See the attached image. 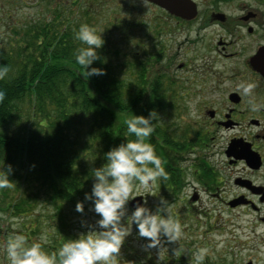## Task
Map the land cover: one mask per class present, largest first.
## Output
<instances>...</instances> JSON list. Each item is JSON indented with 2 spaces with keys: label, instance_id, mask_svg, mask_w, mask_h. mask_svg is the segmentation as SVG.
<instances>
[{
  "label": "trees",
  "instance_id": "trees-1",
  "mask_svg": "<svg viewBox=\"0 0 264 264\" xmlns=\"http://www.w3.org/2000/svg\"><path fill=\"white\" fill-rule=\"evenodd\" d=\"M87 6L77 14L72 5L53 6L55 11L45 21L31 26L17 60L13 51L8 57L0 55V65L8 67L0 79L4 93L0 99V161L12 166V187L0 189V211L14 206L27 216L34 202H50L55 208L52 227L57 235L50 244L42 243L46 252H54L65 238H73L69 234V210L83 199L85 191H90L92 169L105 162L103 153L134 139L114 107L119 112L143 115L149 109L157 111L159 118L147 139L168 172L166 180L159 178L161 191L174 199L186 185V149L177 146L181 142L162 126L167 110L174 106L169 97L172 91H162L158 84V13L149 21L132 16L126 22L128 29L152 27L154 34L126 52L120 42L102 36L104 43L97 50L101 59L93 65L105 72L86 78L72 53L80 43L74 39V29L81 23L95 24L97 18V12ZM18 192L22 197L19 205L18 199L12 202ZM37 230V224L30 225L25 235L30 237ZM134 259L135 264L144 260L139 254Z\"/></svg>",
  "mask_w": 264,
  "mask_h": 264
},
{
  "label": "flooded vegetation",
  "instance_id": "flooded-vegetation-1",
  "mask_svg": "<svg viewBox=\"0 0 264 264\" xmlns=\"http://www.w3.org/2000/svg\"><path fill=\"white\" fill-rule=\"evenodd\" d=\"M40 1L55 8H74L79 3ZM134 1L144 4V0ZM181 1L182 14L170 13L147 0L145 4L161 12L157 63L163 62L169 50L165 40H171L178 42L172 43V63L180 60L177 69L187 71L183 83L173 80V85L171 80L174 99H184L188 106L185 136L181 137L179 131L172 134L176 142H181L177 146L184 147L188 154L187 166L183 165L187 167L186 184L194 187V200L210 194L211 199L223 204L225 212L238 213L231 227L222 219L234 239L225 248H232L235 258L224 253L219 264H228L226 260L264 264V107L253 111L249 97L236 87L241 81L255 82L251 95L257 103L264 101V0ZM124 2L86 0L85 5L98 13L100 5L122 8ZM192 6L195 13L189 18L183 10ZM169 20L173 32L170 37L166 35ZM226 226L224 229H229Z\"/></svg>",
  "mask_w": 264,
  "mask_h": 264
},
{
  "label": "rangeland",
  "instance_id": "rangeland-1",
  "mask_svg": "<svg viewBox=\"0 0 264 264\" xmlns=\"http://www.w3.org/2000/svg\"><path fill=\"white\" fill-rule=\"evenodd\" d=\"M85 2L86 0H79V3L74 5L73 10L76 14L83 10ZM42 3L43 2L40 0H0L1 56L8 57L10 52L13 51V57H15L16 60L18 59L20 45L25 46L26 42L24 38L31 30V26L38 21H45L48 18L47 16L52 14L56 9H53V6L50 4L47 5ZM124 5L125 6L122 8H113V6L111 9H107L106 6L100 5L102 9L97 13L95 24L91 22L89 25L95 26L98 30H103L101 35L109 37L110 40H113L112 42H120L122 47L121 50L126 52L128 49L136 47L139 42L146 43L145 40H148L154 35L151 31L152 27L136 26L134 30H131L127 28L126 22L132 20V16H135L136 19H141V21L145 19L149 21L153 18L155 12L158 13V17L161 12L150 4H138L134 0H125ZM127 5L129 7H127ZM163 16L165 15L163 14ZM163 16L162 18H166ZM159 23L158 20L156 26H158ZM163 33L164 31L162 34ZM172 33L170 22L166 30V35L170 37ZM148 34L150 36H148ZM164 43L169 50H167L163 62L161 64H156V67L162 66L161 69L158 70V84L162 85V91L167 90V88L172 91L169 92V97L172 99L174 109L172 110V108L169 107L164 116L165 120L162 126L168 129L169 135L172 136L173 134L175 136L174 132L179 131L181 137H183L185 134L183 136L182 134L183 132L186 133L189 118L187 113L188 106L184 99H174L171 80L172 83L174 82L173 80L183 83L186 79L187 71L186 69H177V64H179L180 60L177 59L173 63L171 60L175 51L174 48H172V43L177 44L178 42L165 40ZM173 47H175V45ZM144 54L145 53H141V56L145 57ZM143 57L141 58L144 59ZM13 67L17 68V65H13ZM160 73H162L161 76H159ZM88 86L90 91L93 92V86L91 84ZM102 101L107 103L104 100ZM115 109L114 107L115 114L122 119H126L133 113L119 112ZM186 164L187 162L184 163L185 166H187ZM185 177V183H187L186 174ZM161 190H163V188L161 183H159L158 177L151 189V192L155 195L146 194L147 205L150 209H154L160 197H164L168 201L170 214L177 219L182 226L183 235L180 238L179 244L178 242H165V244L162 245L165 248L160 250V257L162 259H158V249L155 247L145 249L143 245L146 243V238L136 234L137 229L135 224H133L132 232L125 237L120 248V255L122 257L121 264H135L134 261L136 259L134 258L136 254H139L141 258L144 259H142V262L138 261L136 264H203L204 262L208 264H219L223 261L222 255L224 253H227V255L232 254V258H235V251L230 247L225 248V245L234 242L230 227L235 222L238 215L237 212L234 210H226L227 212H225L223 210V204L211 199L213 196L210 194H203L201 200H194L191 195L195 190L191 183L183 187L177 194L178 197H175L176 199L166 197ZM20 194L21 193L18 192L12 198V202L18 199L17 205H19L20 200H22ZM136 197H139V195ZM90 203V201L84 202V211L82 213L76 212L75 208L71 210L68 209L70 213L68 217L70 222L69 228H72L69 234L73 238H75L78 233L86 230V225L82 226L81 221L93 222L96 219V214L90 210ZM34 204V206L28 209L29 212H26L27 216L21 214L23 211H17L14 206H10L6 211H0V264H8L4 251L7 239L15 232H21L23 234L28 233L30 225L36 226L37 224L38 230L35 234L31 233L30 237L26 236L29 242L37 240L41 243L50 244L55 240L54 238L57 232L55 231L56 229L52 227L55 208L50 202L42 201L41 199L40 201L34 202ZM132 207H134V204H132L130 200L128 202L129 212L132 210ZM241 217L243 219L248 218L247 215H241ZM222 219L228 222V226L231 224L230 227L223 225ZM225 226L229 229H224ZM49 234L51 236H49ZM198 252L203 253V258L199 261L195 258ZM226 262L228 264H234V261L231 260H226Z\"/></svg>",
  "mask_w": 264,
  "mask_h": 264
},
{
  "label": "clouds",
  "instance_id": "clouds-1",
  "mask_svg": "<svg viewBox=\"0 0 264 264\" xmlns=\"http://www.w3.org/2000/svg\"><path fill=\"white\" fill-rule=\"evenodd\" d=\"M102 31L87 23H81L74 29V39L80 43L72 55L83 67V77L105 72L104 68L93 65V61L101 59L97 50L104 43ZM7 72L8 67L0 65V79ZM256 86L255 82L245 81L236 85L249 97L253 111L264 107V101L257 103L251 95ZM3 96V91H0V99ZM158 118L155 109H149L147 115L132 113L128 116L124 121L126 131L134 139H126L110 147L103 153L105 162L92 169L90 191H85L83 199L75 203V211L82 213L84 202L90 201V210L96 214L93 222L81 221L82 226L86 225L84 232L75 238H65L54 252H46L40 241L29 242L25 234L15 232L4 247L8 264H121L120 248L125 237L132 232L133 224L136 234L146 238L143 247L158 249V259H162L160 250L165 248L162 246L165 242L179 244L182 226L170 214L168 201L160 197L154 209H150L146 200V194L155 195L151 189L157 178H168L164 161L147 139L153 133ZM11 172V164L5 165L3 160L0 161V189L12 187L9 182ZM138 195L142 197L140 202L133 199ZM130 200L134 207L129 212ZM195 258L201 260L203 253L198 252Z\"/></svg>",
  "mask_w": 264,
  "mask_h": 264
},
{
  "label": "water",
  "instance_id": "water-1",
  "mask_svg": "<svg viewBox=\"0 0 264 264\" xmlns=\"http://www.w3.org/2000/svg\"><path fill=\"white\" fill-rule=\"evenodd\" d=\"M149 1L154 2V3H156V4L160 5V6L168 9L171 13L182 14L180 12L181 9H180V5H179L180 3H182L181 0H149ZM185 12L188 15H190L189 16V18H190V17H192L194 15L195 9L192 6L190 8H186V10L184 9L183 13H185ZM141 199H142V197L139 196V197H136L134 200L137 201V202H140ZM132 204H133V201H132Z\"/></svg>",
  "mask_w": 264,
  "mask_h": 264
}]
</instances>
